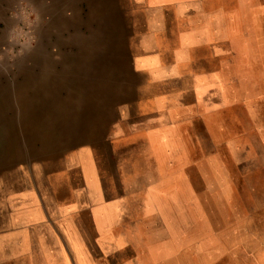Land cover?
Segmentation results:
<instances>
[{
	"label": "crops",
	"instance_id": "obj_1",
	"mask_svg": "<svg viewBox=\"0 0 264 264\" xmlns=\"http://www.w3.org/2000/svg\"><path fill=\"white\" fill-rule=\"evenodd\" d=\"M22 2L0 58V264H169V211L185 229L198 212L216 259L253 252L264 0Z\"/></svg>",
	"mask_w": 264,
	"mask_h": 264
},
{
	"label": "rangeland",
	"instance_id": "obj_2",
	"mask_svg": "<svg viewBox=\"0 0 264 264\" xmlns=\"http://www.w3.org/2000/svg\"><path fill=\"white\" fill-rule=\"evenodd\" d=\"M28 6L22 0H13L8 10L9 19L0 20V58L4 59L7 48H11L12 44L20 45L22 41V28L28 26ZM197 217L198 212L192 211L189 215V222L193 225L189 228H182L181 212L169 211V264H264V259L259 258L261 253L264 237V226L261 223L264 218V212L255 211L252 226L242 229L244 232V245H248L253 252H240L242 246L238 247V255L236 259H216L217 252L213 250L204 251L198 249L196 241L197 237ZM186 234L192 238L190 242L185 239Z\"/></svg>",
	"mask_w": 264,
	"mask_h": 264
}]
</instances>
